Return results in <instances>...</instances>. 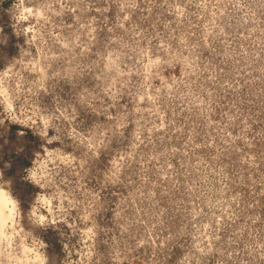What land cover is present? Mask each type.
I'll list each match as a JSON object with an SVG mask.
<instances>
[{"label": "rangeland", "instance_id": "obj_1", "mask_svg": "<svg viewBox=\"0 0 264 264\" xmlns=\"http://www.w3.org/2000/svg\"><path fill=\"white\" fill-rule=\"evenodd\" d=\"M0 264H264V0H0Z\"/></svg>", "mask_w": 264, "mask_h": 264}, {"label": "trees", "instance_id": "obj_2", "mask_svg": "<svg viewBox=\"0 0 264 264\" xmlns=\"http://www.w3.org/2000/svg\"><path fill=\"white\" fill-rule=\"evenodd\" d=\"M5 5H9V2H6Z\"/></svg>", "mask_w": 264, "mask_h": 264}]
</instances>
